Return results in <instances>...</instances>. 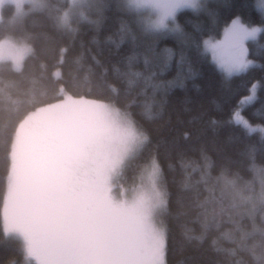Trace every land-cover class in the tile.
<instances>
[{
	"label": "snow or ice",
	"instance_id": "6c2138e0",
	"mask_svg": "<svg viewBox=\"0 0 264 264\" xmlns=\"http://www.w3.org/2000/svg\"><path fill=\"white\" fill-rule=\"evenodd\" d=\"M8 4L15 12L7 15L13 35L0 40V60L6 61L0 69V245L17 257L9 264H168L167 218L180 224L192 212L200 230L180 224L183 258L177 264H264V163L255 162L258 153L264 158V124L254 125L242 114L258 100L261 108L253 116L264 119V35L257 40L264 33V0L241 6L258 11V23L250 16L245 19L240 9L230 23L221 21L220 9L233 7L226 0H0V22ZM113 8L118 26L104 44L116 49L130 45V52L113 64L122 88L108 78L98 58L103 51L98 37ZM189 9L206 17L207 27L193 21H187L191 30L181 25L178 14ZM33 15L44 17L49 31L30 30L28 18ZM221 23L223 39L213 43ZM85 31L96 34L93 63L84 64L81 52L65 77L69 48L57 47V41H78L83 49ZM41 36L45 46L37 49ZM169 36L178 49L159 46ZM54 51L59 60L51 73H37L29 66V60ZM207 53L225 74V104L238 98L226 122L242 125L245 139L258 131L259 140L246 145L247 179L227 167L213 176L214 165L203 151L202 165L182 157L180 187L190 195L177 199L173 214L156 153L176 145H153L131 109H140L147 121L161 120L166 101L158 97L174 86L183 87L197 74L193 65L207 61ZM252 55L259 63L249 59ZM172 63L178 69L176 78L160 81L158 76ZM150 148L154 152L139 166L138 182L126 187V173ZM197 172L199 179L193 180ZM212 232L223 240L218 244L213 239L210 250L216 259L205 262L183 255L201 249Z\"/></svg>",
	"mask_w": 264,
	"mask_h": 264
},
{
	"label": "trees",
	"instance_id": "16d2710c",
	"mask_svg": "<svg viewBox=\"0 0 264 264\" xmlns=\"http://www.w3.org/2000/svg\"><path fill=\"white\" fill-rule=\"evenodd\" d=\"M114 3V0H110ZM230 3L232 8L220 9L221 21L227 19L230 23L234 18V14L240 9V14L247 19L249 16L256 22H259L258 11L251 9H243L242 5L245 3H253L254 0H226ZM14 10L13 6L8 4L4 7L3 12L5 19L0 22V40L5 37H10L13 32L8 27V16ZM118 13L113 10L108 12V21L105 28L100 32L98 39L101 41L102 53L98 54V58L104 63L108 69V78L116 84L118 87H123L120 80L116 78L113 71V64L119 62L122 57L130 52V45L125 44L121 48L116 49L109 45L104 44V41L110 36L117 25ZM178 20L187 30L192 29V25L187 21L201 22L207 27L208 21L204 16H197L194 12L189 10H183L178 14ZM28 24L30 30L40 34L49 31L47 22L44 17L40 15H33L28 18ZM225 25L221 23L219 34L213 33V38H218L223 33V27ZM96 34L91 31H85L82 35L84 41V48L81 49L79 42L76 44L70 43L67 39L57 41V47L60 44L68 46L69 51L67 53L68 62L63 66L62 75L67 77L70 69H74L76 66V58L83 52V63H93L91 59L92 53L97 52V45L92 43L93 37ZM264 33H260L257 36V40ZM205 35L203 39H207ZM202 43V41H201ZM249 43H254L249 41ZM37 49H42L45 46V41L42 36L36 40ZM161 48L167 47L171 49H178V44L175 38L169 36L160 42ZM91 48V53L88 49ZM249 59L256 60L258 63L260 58L256 55H252ZM59 60V53L54 51L51 55L41 53L35 59L29 60L30 67L39 73L41 70L51 73ZM6 61H0V69L5 66ZM41 63L44 64V69H41ZM196 70V75L184 81V86L179 85L172 87L166 95L160 96L166 101L163 118L161 120L150 122L144 119L140 114V109L132 108L131 111L134 114V118L139 121L143 127L150 134L153 145L159 143H174L176 145L174 150L166 151L164 147H161L157 155L158 163L163 171L164 177L167 181V187L171 193V212L174 214L177 210V199L181 196L187 198L190 193L181 191L180 182L183 180V173L181 170V158L183 157L186 163L190 162L192 165L203 164L204 161L201 158V152L206 153L209 162L214 167L212 169V175H218L222 167H227L230 173H238L244 178H249L250 173L248 166L250 161L245 155L247 144H256L259 140V132H254L245 139L242 135V125L236 124L235 120L232 123H227L229 119V113L236 103V99H233L231 104H225L224 99V80L225 74L222 73L215 63L212 61L211 56L207 53V61L199 62L193 65ZM139 69H143V59L138 64ZM251 70V68H250ZM259 68L255 69V74L259 75ZM177 66L172 63L164 72H162L158 79L160 81H171L177 76ZM99 73V69H97ZM82 75V73H81ZM59 78V77H56ZM233 83H238L236 77L229 78ZM120 106V105H118ZM261 108L260 102L253 101L252 105L247 106L243 110V115L250 119L254 125L264 124V119H261L258 115L253 116ZM187 134V135H185ZM154 152L153 148L147 150L140 159L136 162L137 167L129 169L126 173L124 181L125 186H131L137 181L139 174V166H142L149 162L150 157ZM3 150L0 149V180L4 176V164H3ZM256 164L264 163L259 153L256 157ZM191 171V167L188 169ZM199 179V172L193 176V180ZM203 193V186H201ZM3 183L0 182V198H2ZM207 195V193H203ZM195 212L190 213L188 217L181 219L180 224L186 225L187 228L195 229L197 233L200 230V225L195 222ZM168 224L171 230L170 235V251L168 255V264H177L179 260L183 258L179 249L182 247L184 241L182 237V228L171 217H168ZM2 228V224H0ZM223 231V229L221 230ZM2 239V237H0ZM213 239H216L218 244H222L223 240L220 238L219 232L210 233L204 243L203 247L199 250H189L183 255H190L197 258L200 261H211L216 259L214 253L211 252V245ZM15 253L10 249L0 245V264H9V261L16 259Z\"/></svg>",
	"mask_w": 264,
	"mask_h": 264
},
{
	"label": "rangeland",
	"instance_id": "374dc122",
	"mask_svg": "<svg viewBox=\"0 0 264 264\" xmlns=\"http://www.w3.org/2000/svg\"><path fill=\"white\" fill-rule=\"evenodd\" d=\"M35 2L39 3V2H41V0H35ZM10 5H12L13 8L15 7L13 4H10ZM24 7L26 8L27 5H24ZM230 22H231V21H230ZM7 38H9V37H5V38H3L2 40H5V39H7ZM222 39H223V33L221 34L220 37H218V38H213V39H212V42L215 43L216 41H219V40H222ZM209 54H210V53H209ZM4 55H5V57H7V55H8V53H7V49H5ZM210 56H211V54H210ZM0 61H5V60H0Z\"/></svg>",
	"mask_w": 264,
	"mask_h": 264
},
{
	"label": "clouds",
	"instance_id": "9594fccd",
	"mask_svg": "<svg viewBox=\"0 0 264 264\" xmlns=\"http://www.w3.org/2000/svg\"><path fill=\"white\" fill-rule=\"evenodd\" d=\"M25 5H27V7L25 9H27L28 7H30V5H28L27 3ZM13 12H15V7H14Z\"/></svg>",
	"mask_w": 264,
	"mask_h": 264
},
{
	"label": "bare ground",
	"instance_id": "6f19581e",
	"mask_svg": "<svg viewBox=\"0 0 264 264\" xmlns=\"http://www.w3.org/2000/svg\"><path fill=\"white\" fill-rule=\"evenodd\" d=\"M161 47V46H160Z\"/></svg>",
	"mask_w": 264,
	"mask_h": 264
}]
</instances>
